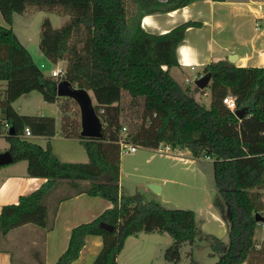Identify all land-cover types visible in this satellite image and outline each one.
Returning <instances> with one entry per match:
<instances>
[{
  "label": "trees",
  "instance_id": "trees-1",
  "mask_svg": "<svg viewBox=\"0 0 264 264\" xmlns=\"http://www.w3.org/2000/svg\"><path fill=\"white\" fill-rule=\"evenodd\" d=\"M194 1L0 0L6 22L0 23V84L7 83L0 93V134L8 141L14 162L26 161L28 175L47 179L17 203L2 207L0 238L27 223L49 227L46 198L58 181L68 180L80 193L106 198L113 206L72 229L68 247L56 264L76 261L89 235L103 238L92 264H117L127 238L141 232L170 234L174 241L165 249V257L177 264L181 245L203 236L196 212L121 194L120 139L126 127V141L138 146L156 149L167 144L188 149L195 157L210 156L215 183L230 206L229 242L212 236V247L220 254L216 264H264V239L255 238L257 228L264 226L255 215L264 211V66L208 64L203 73H211L206 87L211 101L202 103L195 95L206 88L185 89L170 72L180 64L177 48L187 29L197 23L185 22L166 33L149 32L142 26L145 15L171 12ZM29 6L60 8L69 15L60 27L44 21L39 48L52 62H66L63 79L89 90L95 100L103 137H83L81 131L75 135L87 151L88 162L63 161L49 142L44 147L25 137L26 127L34 136H54L56 119L20 114L13 103L33 91L49 103L63 98L55 91L63 79L45 80L42 67L12 27L14 13H23ZM229 94L237 97L236 110L247 109L242 118L223 102ZM5 124L14 127V135L5 133ZM67 126L63 133L69 136L73 133ZM81 181L87 184L82 187ZM219 207L224 215L223 205ZM101 222L115 229L102 228Z\"/></svg>",
  "mask_w": 264,
  "mask_h": 264
},
{
  "label": "crops",
  "instance_id": "crops-1",
  "mask_svg": "<svg viewBox=\"0 0 264 264\" xmlns=\"http://www.w3.org/2000/svg\"><path fill=\"white\" fill-rule=\"evenodd\" d=\"M185 22L197 24L187 29L184 41L177 48L180 64L170 69L178 82V78L181 77H184L186 81L193 79L190 77L197 79L204 74L205 66L217 61H228L240 67L264 66V0H197L171 12L145 15L142 26L149 32L166 33ZM0 23L5 24L1 13ZM22 43L30 50L37 62L31 48L25 42ZM230 55H236L235 62L230 61ZM6 84V81L1 82L0 93L4 91ZM197 94L203 97L208 95V88L205 92ZM25 95L13 103L16 110L25 115L53 116L56 119L57 130L52 137L33 135L27 138L44 147L49 142L55 154L63 161L88 162L87 151L79 138L74 133L69 136L63 133L66 127L62 121L63 113L60 107L57 106L54 110L55 114L51 115L29 114L27 110H23L24 105H22V110H19L17 106ZM43 102L47 103L45 100ZM0 136L2 138L4 135ZM6 150H9V143L4 140L2 144L0 143V151ZM154 150V148L139 146L133 153H122L121 194L132 196L125 194V182L142 183L145 181L149 184H159L160 192H164L169 180L167 174L172 173L171 170L175 164L185 162L187 165L191 163L194 166L196 161L202 160L201 157L194 156L195 159L189 157L188 154L191 152L188 149H177L182 155L186 154L184 157L181 156L182 160L169 157L170 155L156 153L151 155V151ZM205 159L209 160L206 156ZM143 161L147 165L146 168L141 165ZM27 167L26 161L0 166V213L4 205L17 203L20 196L37 190L47 180L44 177L28 175ZM197 179L200 180L199 174ZM84 184L87 182L81 181L82 187ZM80 191L71 181H58L46 198L50 226L43 228L27 223L12 229L5 237L0 238V264H56L68 247L72 229L78 224L95 219L113 206V203L106 198L90 196ZM214 216L216 220H220L219 214L214 213ZM259 227L263 228V234L260 237L255 235L258 242L264 239V226ZM141 234L144 233L129 236L125 246L129 238ZM102 246L101 236H87L80 257L72 264H92Z\"/></svg>",
  "mask_w": 264,
  "mask_h": 264
},
{
  "label": "rangeland",
  "instance_id": "rangeland-1",
  "mask_svg": "<svg viewBox=\"0 0 264 264\" xmlns=\"http://www.w3.org/2000/svg\"><path fill=\"white\" fill-rule=\"evenodd\" d=\"M46 19L50 20L53 27H60L69 20V15L62 13L60 8L29 6L23 13H14L12 27L19 38L23 40L22 42H25L34 52L38 65L41 66L43 64L42 69L46 75L45 80L48 81L50 78H55L51 76L52 70L65 66L64 63L66 62H52L46 58L39 48L40 33ZM190 78L193 79L186 81L184 77L178 78L183 88H194L196 78ZM195 97L202 103L208 104L211 101L210 92L204 97L199 96V94L195 95ZM43 99L39 91H33L26 94L17 103V106L19 110H22V105H24L25 108L23 110H27L29 114L43 113L49 115L55 114L54 110L57 109V106L62 107L65 113L62 116V121L70 127V132L76 135L81 131V111L74 99L63 97L54 104L44 103ZM123 120L125 122L124 125L129 128L127 123L129 120L125 117ZM124 133H127V129H123ZM0 135L3 136L4 134ZM4 140L6 138L4 136L1 138L0 136L1 144ZM154 151H151V155H154L152 153L170 155L169 157H177L180 160L183 159L181 156L184 157L186 155H182L177 149L176 151L173 149L171 153ZM188 156L195 159L192 153L188 154ZM201 159V161H196L194 166L191 163L187 165L185 162L175 164L171 170L172 173L167 174L169 180L164 192H156L147 181L142 183L125 182L124 184L125 194L137 196L144 202L156 200L165 207L192 209L196 212V223L201 229L203 236H198L192 244L185 242L181 245V260L177 264H216L220 254L212 247V236L218 237L226 243L230 239L228 231L230 206L222 197L215 183L213 160H206L205 156H201ZM141 165L145 168L147 167L144 161L143 163L141 162ZM198 174L200 180L197 179ZM219 204L221 207L223 205L225 209L224 215L220 211ZM214 213L219 214L220 220L215 219ZM261 213L264 215V211ZM143 233L129 238L124 250L118 256V264H172L165 257V249L173 243V237L168 233ZM262 234L263 228L259 227L256 237H260Z\"/></svg>",
  "mask_w": 264,
  "mask_h": 264
},
{
  "label": "water",
  "instance_id": "water-1",
  "mask_svg": "<svg viewBox=\"0 0 264 264\" xmlns=\"http://www.w3.org/2000/svg\"><path fill=\"white\" fill-rule=\"evenodd\" d=\"M230 61L235 62L236 55L229 56ZM211 80V73H205L195 80V85L204 89L208 86ZM55 91L58 96L70 97L74 99L80 107L81 111V136L88 138L103 137V122L97 113L93 97L89 90L74 86L69 80L63 79L55 86ZM247 109L241 108L236 110V115L242 118L246 114ZM15 130L12 125L9 127L8 135H14ZM14 162V157L10 150L0 151V166ZM150 187L156 192L161 191V186L157 183H150ZM256 219L259 223L264 222V215L256 213ZM101 227L107 230H114L113 225L101 222Z\"/></svg>",
  "mask_w": 264,
  "mask_h": 264
},
{
  "label": "built area",
  "instance_id": "built-area-1",
  "mask_svg": "<svg viewBox=\"0 0 264 264\" xmlns=\"http://www.w3.org/2000/svg\"><path fill=\"white\" fill-rule=\"evenodd\" d=\"M65 72H66V68L65 66L63 67H58L54 70H52L51 72V76L55 77V78H59V79H63V77L65 76ZM223 102L233 111L235 112L236 108H237V97L229 94L226 97H224ZM9 124H5V128L4 131L7 134L9 131ZM124 130H126V127H123ZM28 136H33L32 131L30 129V127H26L25 129V137ZM126 136L127 134L124 133L122 138L120 139V146H121V152L122 153H133L135 151H137V149L139 148L138 145L127 142L126 141ZM156 151L160 152V153H171L173 152V148L170 145L167 144H161L158 148L155 149ZM207 158H211L210 156H206ZM212 159V158H211Z\"/></svg>",
  "mask_w": 264,
  "mask_h": 264
}]
</instances>
